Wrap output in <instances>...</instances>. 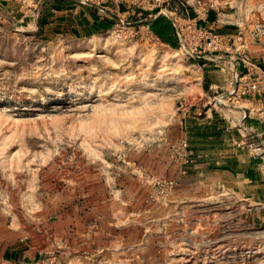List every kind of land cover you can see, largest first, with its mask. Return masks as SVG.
Wrapping results in <instances>:
<instances>
[{"label": "rangeland", "instance_id": "1", "mask_svg": "<svg viewBox=\"0 0 264 264\" xmlns=\"http://www.w3.org/2000/svg\"><path fill=\"white\" fill-rule=\"evenodd\" d=\"M168 2L0 0V176L96 205L75 245L27 242L25 231L16 247L4 231L0 264H264V215L234 197V179L203 167L185 135L197 61L211 48L199 27L188 43L170 12L187 14ZM233 11L242 41L264 46V11ZM161 18L176 45L157 33ZM242 61L234 97L264 92L263 73Z\"/></svg>", "mask_w": 264, "mask_h": 264}, {"label": "crops", "instance_id": "2", "mask_svg": "<svg viewBox=\"0 0 264 264\" xmlns=\"http://www.w3.org/2000/svg\"><path fill=\"white\" fill-rule=\"evenodd\" d=\"M162 1L167 4L172 0ZM174 1L181 5L187 17L180 18L175 7L170 16L183 23L189 44L193 38L191 29L195 27L203 28L220 41L215 49H205L203 61H197L198 92L191 97L192 107L186 110L184 122L188 143L211 174L223 177L228 183L234 179L236 199L246 200L251 211L264 215V92L238 98L232 94L236 88L234 74L246 72L243 58L264 75V46L246 36L242 41L241 30L235 26L241 21L235 16L238 13H225L232 7H246L249 13L245 18L254 20L261 15V9L264 11V0H215V8L206 6L204 10L194 0ZM168 24L166 19H159L155 22L156 31L176 45L175 31ZM253 140L254 150L247 147ZM29 179L22 175L14 179L9 174L0 176V258L4 231L17 242L13 243L16 247L27 246L32 239L59 241L66 246L73 240L75 245L76 240L80 241L76 234L82 228V215L96 211L91 195L89 205L83 207L80 194L59 195L46 190L41 182L36 185ZM23 233L27 242L21 241Z\"/></svg>", "mask_w": 264, "mask_h": 264}, {"label": "built area", "instance_id": "3", "mask_svg": "<svg viewBox=\"0 0 264 264\" xmlns=\"http://www.w3.org/2000/svg\"><path fill=\"white\" fill-rule=\"evenodd\" d=\"M200 7L202 8V10L206 9L205 5H200ZM203 38L207 40L204 45L211 49H215L217 44L220 42L216 36L214 35L209 36V34H206V32H203ZM249 146L252 147L253 146L252 143H250Z\"/></svg>", "mask_w": 264, "mask_h": 264}]
</instances>
